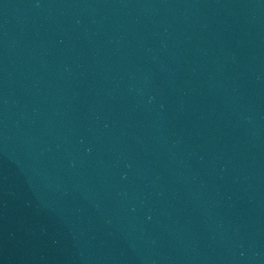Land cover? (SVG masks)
Instances as JSON below:
<instances>
[{"label": "water", "instance_id": "water-1", "mask_svg": "<svg viewBox=\"0 0 264 264\" xmlns=\"http://www.w3.org/2000/svg\"><path fill=\"white\" fill-rule=\"evenodd\" d=\"M0 264H264V0H0Z\"/></svg>", "mask_w": 264, "mask_h": 264}]
</instances>
